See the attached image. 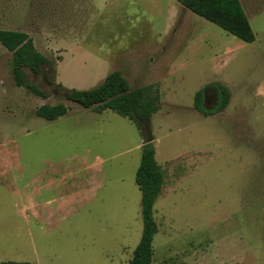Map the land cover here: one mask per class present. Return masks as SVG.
Returning a JSON list of instances; mask_svg holds the SVG:
<instances>
[{
  "label": "rangeland",
  "instance_id": "374dc122",
  "mask_svg": "<svg viewBox=\"0 0 264 264\" xmlns=\"http://www.w3.org/2000/svg\"><path fill=\"white\" fill-rule=\"evenodd\" d=\"M175 1L0 0V29L26 32L48 59L39 73L24 71L43 98L17 85L0 43V167H10L0 172V262L129 264L143 225L134 176L150 135L165 177L151 264H264V0H240L252 42L190 10L185 25L166 30ZM113 70L131 87L160 88L143 131L65 99ZM215 83L230 101L221 110L219 100L203 103V115L194 95ZM58 102L65 115L36 116ZM84 167L54 189L79 198L51 206L50 219L44 206L32 213V179Z\"/></svg>",
  "mask_w": 264,
  "mask_h": 264
},
{
  "label": "trees",
  "instance_id": "16d2710c",
  "mask_svg": "<svg viewBox=\"0 0 264 264\" xmlns=\"http://www.w3.org/2000/svg\"><path fill=\"white\" fill-rule=\"evenodd\" d=\"M196 15L217 25L241 41L252 42L255 34L240 0H177ZM0 43L11 52V70L18 86L26 87L34 95L46 97L35 85L25 81V70L39 73L48 59L35 47L32 38L23 31L0 29ZM218 92V109L225 108L230 101V90L222 83L213 85ZM203 91L194 95L195 107L203 113ZM65 99L89 108L95 113L110 109L131 120L138 129L144 130L150 124L154 113L160 109L161 92L158 84L131 87L119 70L109 72L101 83L90 89H67ZM69 106L63 102L42 104L35 109L36 116L54 120L65 115ZM141 145L140 162L134 180L141 194L142 232L133 251L129 264H151L153 256V237L158 226L153 218V205L158 197L164 174L155 159L152 142ZM0 264H34L29 261H1Z\"/></svg>",
  "mask_w": 264,
  "mask_h": 264
},
{
  "label": "crops",
  "instance_id": "0c3cea01",
  "mask_svg": "<svg viewBox=\"0 0 264 264\" xmlns=\"http://www.w3.org/2000/svg\"><path fill=\"white\" fill-rule=\"evenodd\" d=\"M187 10H189V9L186 8L185 6H183L180 2H178L176 0L175 4H173L170 8V20L166 26V30H167V27L170 28L171 25H177V24L185 25L187 20L188 19L190 20L188 14H187ZM201 18H203V17H201ZM159 168L161 169V171L164 174V170H162V167L159 166ZM52 169L55 170V168H52ZM8 170H10V167H8V166L0 167L1 173H5ZM75 170H79V171L68 172V173H54V174H56V177L52 176L51 178H48V180L46 182L41 181V180H37L36 178L32 179V191H31L32 197L39 199L38 202L35 201L34 199L30 200L31 207H32V213H34L35 216H37V213H38L37 208L39 206H44V207L48 208V210L50 211V213H49V211L47 212V214H49V219H50L52 217V212H53L51 206H53V205H55V206L68 205V203H70L71 201L79 198V195H81V193H80L81 190L79 192L68 190L66 193L64 191L54 192V189L62 188V185L69 184L68 181L74 180V178L66 177L67 175H74L77 172H86V173L88 172L89 173L88 169L85 167L83 169H75ZM37 174L38 175L45 174V172L39 171V172H37ZM86 181H87V179H85V182L83 184L84 187L88 186V183L86 184ZM164 181H165V177H164L163 183H164ZM163 185L164 184H162V187H163ZM162 187H161V190H162ZM46 191L47 192L52 191L50 198L41 199L44 192H46ZM36 218H39V217H36ZM40 220H42V219H40Z\"/></svg>",
  "mask_w": 264,
  "mask_h": 264
},
{
  "label": "flooded vegetation",
  "instance_id": "af4514ba",
  "mask_svg": "<svg viewBox=\"0 0 264 264\" xmlns=\"http://www.w3.org/2000/svg\"><path fill=\"white\" fill-rule=\"evenodd\" d=\"M210 94V97H209ZM203 100H204V104L206 105L208 102L212 101L214 103H217L218 100V92L217 89L213 86L210 85L208 87H206L203 91Z\"/></svg>",
  "mask_w": 264,
  "mask_h": 264
},
{
  "label": "water",
  "instance_id": "95a60500",
  "mask_svg": "<svg viewBox=\"0 0 264 264\" xmlns=\"http://www.w3.org/2000/svg\"><path fill=\"white\" fill-rule=\"evenodd\" d=\"M147 133H149V130H148V132H147ZM146 139H147L146 141H148V142H151V140H152V137H151L150 135H149V136H148V135H146ZM144 143H145V141L143 140V141H142V144H144Z\"/></svg>",
  "mask_w": 264,
  "mask_h": 264
}]
</instances>
